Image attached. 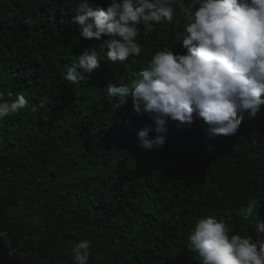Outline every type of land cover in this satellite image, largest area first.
Here are the masks:
<instances>
[{
  "label": "trees",
  "instance_id": "trees-1",
  "mask_svg": "<svg viewBox=\"0 0 264 264\" xmlns=\"http://www.w3.org/2000/svg\"><path fill=\"white\" fill-rule=\"evenodd\" d=\"M78 4L0 0V92L28 99L0 121L8 253L24 264H74L72 248L87 239L88 264H200L187 235L210 215L256 240L264 206L247 219L241 211L253 198L264 201V105L254 118L243 113L235 135L214 139L195 113L190 126L168 119L164 145L145 151L137 133L151 126L149 137L157 135L153 114L137 113L131 96L116 108L121 98L109 97L107 85L139 79L165 45L183 53L175 38L185 20L178 11L152 32L141 25L140 56L112 62L71 22ZM89 46L99 67L75 84L65 80L72 58Z\"/></svg>",
  "mask_w": 264,
  "mask_h": 264
},
{
  "label": "clouds",
  "instance_id": "clouds-1",
  "mask_svg": "<svg viewBox=\"0 0 264 264\" xmlns=\"http://www.w3.org/2000/svg\"><path fill=\"white\" fill-rule=\"evenodd\" d=\"M75 11L71 22L81 37L100 41L99 49H106L112 62L140 56L141 25L152 32L173 21L178 11L183 16V30L175 38L183 53L165 45L154 52L139 79L107 85L109 97L121 98L116 108L131 96L137 113L153 114L157 135L149 137L151 126L137 133L145 151L164 145L159 133L168 119L190 126L195 113L208 125L207 137L214 139L235 135L243 113L254 118L264 105V0H79ZM100 59L91 46L83 49L72 58L64 79L73 84L83 80ZM27 106L23 94L8 101L0 92V121ZM38 107L49 110L43 101ZM261 206L264 201L253 198L241 214L247 219ZM256 233V240L234 233L224 219L210 215L197 220L187 247L200 264H264V219L258 216ZM90 247L87 239L74 245V264H88Z\"/></svg>",
  "mask_w": 264,
  "mask_h": 264
},
{
  "label": "water",
  "instance_id": "water-1",
  "mask_svg": "<svg viewBox=\"0 0 264 264\" xmlns=\"http://www.w3.org/2000/svg\"><path fill=\"white\" fill-rule=\"evenodd\" d=\"M0 264H24L8 253L4 239L0 235Z\"/></svg>",
  "mask_w": 264,
  "mask_h": 264
}]
</instances>
